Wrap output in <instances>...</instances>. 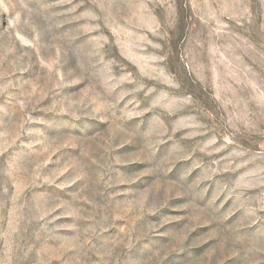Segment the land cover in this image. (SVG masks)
<instances>
[{
    "label": "rangeland",
    "instance_id": "rangeland-1",
    "mask_svg": "<svg viewBox=\"0 0 264 264\" xmlns=\"http://www.w3.org/2000/svg\"><path fill=\"white\" fill-rule=\"evenodd\" d=\"M0 264H264V0H0Z\"/></svg>",
    "mask_w": 264,
    "mask_h": 264
}]
</instances>
